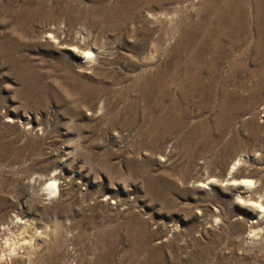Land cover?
I'll return each instance as SVG.
<instances>
[{
  "label": "rangeland",
  "instance_id": "obj_1",
  "mask_svg": "<svg viewBox=\"0 0 264 264\" xmlns=\"http://www.w3.org/2000/svg\"><path fill=\"white\" fill-rule=\"evenodd\" d=\"M254 201L264 0H0V264H264Z\"/></svg>",
  "mask_w": 264,
  "mask_h": 264
},
{
  "label": "bare ground",
  "instance_id": "obj_2",
  "mask_svg": "<svg viewBox=\"0 0 264 264\" xmlns=\"http://www.w3.org/2000/svg\"><path fill=\"white\" fill-rule=\"evenodd\" d=\"M87 49H85V51H86ZM84 51V50H83ZM85 55H84V57L85 58H87V57H89L90 55H92V52L90 51V50H88V51H86V52H83ZM187 65V64H186ZM239 161V160H238ZM238 163H235L234 164V166H233V168L232 169H234L235 167H236V165H237ZM239 182H241L242 184H247V185H249V184H251L252 183V180H249V179H241ZM240 183V184H241ZM252 185V184H251ZM246 186V185H245ZM50 188H52L53 189V191H51V193L52 192H55L56 191V189H57V184H56V182L55 181H53L51 184H50V186H49ZM254 203H257L258 205H259V207H260V210L262 209L263 211H264V207L260 204V203H258L257 201L255 202L254 201ZM15 218V217H14ZM15 221H17L16 219H15ZM20 222H21V220H20ZM26 222V221H25ZM13 223V222H12ZM17 223H19V222H17ZM23 223V222H22ZM30 223V222H29ZM14 224V223H13ZM28 224V223H27ZM26 224V225H27ZM8 225V224H7ZM6 226V225H5ZM12 227H13V225H11ZM19 226V225H18ZM25 226V225H24ZM20 227V226H19ZM6 228H9V227H6ZM21 228V227H20ZM1 229V228H0ZM17 230H19L18 228H16ZM23 229V228H22ZM27 229H28V227H27ZM9 231L8 232H10V228L8 229ZM17 230H14V231H16L17 232ZM29 230V229H28ZM4 232V231H3ZM15 232V233H16ZM1 234H3V236L4 235H6V234H10V233H1ZM24 234V233H23ZM26 234V233H25ZM11 235H12V233H11ZM11 235L9 236V237H11ZM16 235H19V234H17L16 233ZM7 236V237H8ZM15 236V235H14ZM13 237V236H12ZM16 238V237H15ZM2 239V238H1ZM0 239V240H1ZM10 239V238H9ZM14 239V238H13ZM3 240V239H2ZM5 240H7V239H5ZM9 241V240H8ZM3 242V241H2ZM2 242H0V243H2ZM10 242V241H9ZM9 242L7 243V245L9 244ZM4 243V242H3ZM14 243H15V241H14ZM13 243V244H14ZM18 243V242H17ZM26 243V242H25ZM5 244V243H4ZM19 244V243H18ZM3 245V244H2ZM9 245H11V243L9 244ZM22 245V244H21ZM24 245H27V244H24ZM28 246V245H27ZM2 247H4V246H1L0 247V249L2 248ZM7 246H5V248H6ZM10 247V246H9ZM14 247V246H13ZM17 248V247H16ZM12 249V248H11ZM7 251H8V249L6 250V253H7ZM5 252V251H4ZM9 252H11V251H9ZM14 253V252H13ZM1 254V253H0ZM3 254V253H2ZM12 254V253H11ZM10 256V255H9ZM15 256H17V255H15Z\"/></svg>",
  "mask_w": 264,
  "mask_h": 264
}]
</instances>
